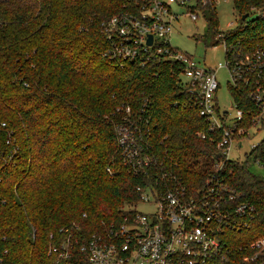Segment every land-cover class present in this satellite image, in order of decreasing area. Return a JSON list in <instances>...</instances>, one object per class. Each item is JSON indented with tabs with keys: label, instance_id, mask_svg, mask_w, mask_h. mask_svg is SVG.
I'll list each match as a JSON object with an SVG mask.
<instances>
[{
	"label": "trees",
	"instance_id": "trees-1",
	"mask_svg": "<svg viewBox=\"0 0 264 264\" xmlns=\"http://www.w3.org/2000/svg\"><path fill=\"white\" fill-rule=\"evenodd\" d=\"M125 4L0 0V236L7 238L9 264H56L48 255L50 234L60 240L69 229L86 238L134 214L141 180L124 165L115 132L126 107L139 114L148 103L154 151L191 187L201 186L212 170L216 143L197 136L207 123L185 104L180 65H123L105 57L102 23ZM233 5L239 26L227 32L218 29L214 4L199 6L212 46L226 41L234 50H264V17L252 18L264 11V0ZM228 90L240 107L254 109L246 89L228 85ZM250 121L247 117L242 126ZM254 163L264 167V141L225 166L233 171L226 175L229 183L257 210L243 245L264 236V178L252 172ZM238 249L230 264H251Z\"/></svg>",
	"mask_w": 264,
	"mask_h": 264
},
{
	"label": "built area",
	"instance_id": "built-area-1",
	"mask_svg": "<svg viewBox=\"0 0 264 264\" xmlns=\"http://www.w3.org/2000/svg\"><path fill=\"white\" fill-rule=\"evenodd\" d=\"M208 4L209 0H126L123 11L102 23V32L107 37L104 55L112 62L145 66L170 61L180 65L179 79L187 92L185 104L195 108L207 123L197 136L216 143L212 170L201 186L191 187L176 169L165 166L160 151H154L153 120L150 115L145 117L148 103L139 114L131 107L124 108L122 120L115 125L119 152L129 174L141 180L136 186L138 201L131 209L145 203L154 211H134L123 223L102 233L86 238L79 235L82 240L76 230L66 229L60 240L50 234L48 255L56 258V264H230L237 248L239 254L246 252V263L264 264V236L245 245L246 240L242 241L256 219V207L229 183L226 175L233 171L225 167L229 161L244 159L264 141V50H234L224 41L226 61L208 69L173 46L174 24L182 17L173 6L185 7L187 16L197 22L199 14L204 17L199 6ZM256 15L264 17V11ZM219 69L227 71L229 86L247 90L254 109L240 107L233 100L235 116L231 118L219 106ZM179 104L176 102V107ZM247 117L251 118L249 127L242 126ZM259 134L262 140L244 153V142ZM1 161L0 155V188ZM107 173L113 176L114 170L108 168ZM6 241L0 236V264H9V251L3 249Z\"/></svg>",
	"mask_w": 264,
	"mask_h": 264
},
{
	"label": "rangeland",
	"instance_id": "rangeland-1",
	"mask_svg": "<svg viewBox=\"0 0 264 264\" xmlns=\"http://www.w3.org/2000/svg\"><path fill=\"white\" fill-rule=\"evenodd\" d=\"M210 4H214L217 8L218 29L219 31L227 32L237 28L239 23V15L234 9L233 0H209ZM175 12L182 14L180 21L174 24V32L171 36L173 46L180 51L189 53L194 56L196 62L208 69H216L220 63L226 61V47L223 43L212 46L214 43L211 37L206 36L207 23L204 17L199 14V20L194 22L187 16V9L185 7L173 6ZM199 9V8H198ZM194 12L193 10H191ZM257 17L253 15L252 18ZM217 79L220 83V88L217 93L219 106L223 110L229 112L231 118L235 116V108L233 106V99L228 90L229 75L225 69H219L217 72ZM263 138L259 134L254 139L244 142V153H249L252 145H257ZM244 153L242 157L244 158ZM235 153H233L234 155ZM251 170L255 174L264 178V167L257 164L251 165ZM132 210L148 214L154 211V207L149 204L141 203L132 208Z\"/></svg>",
	"mask_w": 264,
	"mask_h": 264
},
{
	"label": "water",
	"instance_id": "water-1",
	"mask_svg": "<svg viewBox=\"0 0 264 264\" xmlns=\"http://www.w3.org/2000/svg\"><path fill=\"white\" fill-rule=\"evenodd\" d=\"M247 18H249L248 15L243 16V20H246ZM151 44H152V38L150 37L149 45H151Z\"/></svg>",
	"mask_w": 264,
	"mask_h": 264
}]
</instances>
